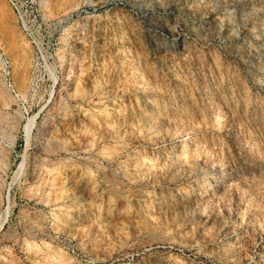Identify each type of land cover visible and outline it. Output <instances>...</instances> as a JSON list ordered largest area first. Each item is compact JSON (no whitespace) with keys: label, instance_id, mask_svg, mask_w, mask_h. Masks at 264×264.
Wrapping results in <instances>:
<instances>
[{"label":"rangeland","instance_id":"obj_1","mask_svg":"<svg viewBox=\"0 0 264 264\" xmlns=\"http://www.w3.org/2000/svg\"><path fill=\"white\" fill-rule=\"evenodd\" d=\"M0 50V264H264V0H0Z\"/></svg>","mask_w":264,"mask_h":264},{"label":"built area","instance_id":"obj_2","mask_svg":"<svg viewBox=\"0 0 264 264\" xmlns=\"http://www.w3.org/2000/svg\"><path fill=\"white\" fill-rule=\"evenodd\" d=\"M12 3V1H11ZM19 25L26 41L29 43L32 51V66L29 74V85L31 90L35 81L43 75L44 79L52 81L55 63L53 62L52 49L54 47L53 39H46L42 44L35 30L19 17ZM0 71L5 79V83L12 93L16 95L14 85L10 79V64L7 56L0 50ZM41 72V73H40Z\"/></svg>","mask_w":264,"mask_h":264}]
</instances>
